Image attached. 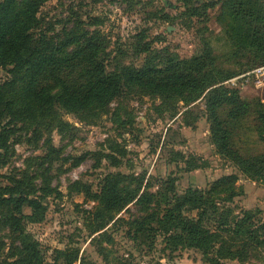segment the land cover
Instances as JSON below:
<instances>
[{"label": "rangeland", "instance_id": "374dc122", "mask_svg": "<svg viewBox=\"0 0 264 264\" xmlns=\"http://www.w3.org/2000/svg\"><path fill=\"white\" fill-rule=\"evenodd\" d=\"M247 1L259 3L264 13V0H49L44 4L42 34L59 42L77 35L81 48L85 39L93 37L108 75L147 68L160 71L157 77L163 79L169 74L170 60L185 70L192 66L185 61L203 57L210 48L213 63L191 73L201 84L202 80L216 84L202 94L200 88L169 101L125 88L109 105L83 115L58 106L46 116L6 117L2 128L8 148L0 152V163L5 162L0 166V189L16 187L19 196L28 195L39 203V222L22 219L32 214L26 204L16 216L48 261L56 260L58 251H77L74 264H80L81 258L92 264H215L195 249L164 253L161 238L138 245L120 222L110 224L105 237L93 233L95 221L89 212L98 209L95 195L109 174L127 176L124 185L139 194L163 192L172 185L178 191L189 186L204 190L225 175H236L237 195L227 206L238 216L258 211L257 219L264 221V178H250L218 154L207 104L209 91L223 88L230 101L219 106L218 115L233 147L245 158L264 153V87H255L252 73L264 66V54L246 40L241 30L246 24L231 14L235 3ZM146 47L149 50L143 51ZM67 76L64 70L50 68L40 80L57 87L60 79L73 82ZM10 78L3 69L0 83ZM239 103L247 108L240 109ZM140 209L132 203L115 217L145 215ZM11 210L13 206L0 204V264H22L18 251L23 237L10 227ZM251 251L245 260L223 259L219 264H264V244ZM60 263L67 264L68 257L64 255Z\"/></svg>", "mask_w": 264, "mask_h": 264}, {"label": "trees", "instance_id": "16d2710c", "mask_svg": "<svg viewBox=\"0 0 264 264\" xmlns=\"http://www.w3.org/2000/svg\"><path fill=\"white\" fill-rule=\"evenodd\" d=\"M48 1L0 0V76L3 69L11 74L10 79L0 83V152L8 148V135H5V128H2L7 116H46L58 106L68 113L83 115L97 106L109 105L125 88H136L169 101L184 96L186 92H197L200 88L199 94H202L216 85L212 83L214 81L205 84L203 80L201 84V80L191 73H198L213 63L210 48L203 57L185 61L186 65H194V68L191 66L183 70L170 60L167 68L169 74L164 80L157 77L160 71L147 68L108 75L104 61L98 58L101 49L93 37L85 39L84 47L81 48L82 41L77 35L59 42L42 34L40 12ZM231 9L234 19L246 24V28L241 25L246 40H250L251 45L264 54V13L259 3L237 2ZM50 68L64 70L68 75L66 79L72 78L73 82L67 83L60 79L57 87L42 84L40 79ZM73 74L78 77L73 78ZM214 76H217L215 70ZM223 92V88L211 89L207 97L211 111V134L218 154L230 160L250 178H264V153L245 158L233 147L230 133L219 119V106L230 101V95ZM239 107L246 109L247 105L239 103ZM3 165L5 162L0 163V166ZM126 180L127 176L123 174H109L104 178L100 192L95 195L99 207L89 212L95 221L92 225L93 233L105 237L109 225L120 222L128 227V236L138 245L149 240L153 244L161 238L164 253L195 249L215 264L223 259L245 260L253 246L264 244V221L257 219L258 211L247 210L238 216L227 206V202H231L237 195L236 175H225L204 190L189 186L178 191L172 185L163 192L144 191L141 194L125 186ZM78 185L80 189L85 187ZM18 193L16 187L0 189V204L13 206V210L9 211L10 227L23 237L21 250L18 251L20 262L61 264L60 260L65 255L68 257L67 264H74L78 260L77 251H58L59 257L50 262L37 244L31 241L30 235L22 228V222H39L41 207L28 195L19 196ZM132 203L142 206L140 210L145 215L131 219L115 217V213ZM24 204L32 209V214L22 215V220L16 213H21ZM108 241H111L110 236ZM86 259L81 258L80 264H92Z\"/></svg>", "mask_w": 264, "mask_h": 264}, {"label": "built area", "instance_id": "2783aa9c", "mask_svg": "<svg viewBox=\"0 0 264 264\" xmlns=\"http://www.w3.org/2000/svg\"><path fill=\"white\" fill-rule=\"evenodd\" d=\"M255 77L254 85L256 88L264 87V66L252 72Z\"/></svg>", "mask_w": 264, "mask_h": 264}]
</instances>
